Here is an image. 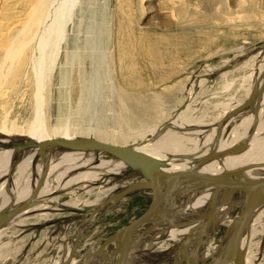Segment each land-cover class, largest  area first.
I'll return each instance as SVG.
<instances>
[{
    "label": "rangeland",
    "instance_id": "1",
    "mask_svg": "<svg viewBox=\"0 0 264 264\" xmlns=\"http://www.w3.org/2000/svg\"><path fill=\"white\" fill-rule=\"evenodd\" d=\"M64 6L60 15L64 17L62 20L66 36L61 42L54 72L45 87L46 103L45 99L42 103L37 102L38 92L34 76L27 82L19 81L15 86H0V133H3V126L7 127L5 131L9 133L26 132L22 127L26 128L33 124L38 108L41 109L46 124L49 123L50 126L60 122L69 124L71 132H78L80 128L86 129V134L98 139L100 138L97 134L99 135L103 129L127 130L128 127L118 120L120 105L116 96L120 87L131 95L143 99L144 105L147 104L144 106L145 117H142L141 121L146 125L144 123L142 126L138 125L134 137L129 138L127 143L114 142L115 144L129 146L128 144L141 141L143 136L150 134L153 129L160 128V133L167 131L166 128L170 131L175 130L173 120H178L177 123L182 121L183 125L178 129L188 134L191 131L207 130L213 127L215 118L225 110L226 103L243 102L264 62V0H77L70 3L67 1V9ZM69 14L72 18L67 20ZM76 37L81 38L77 43ZM125 49L130 54L122 59L121 53ZM83 50L86 51L81 58L83 65L81 60L70 63L67 53L71 55V52ZM97 51L99 53H96ZM101 51L104 54H100ZM94 52L96 55H93ZM90 64L93 65L95 73L93 74L95 79L90 84L95 91L85 97L75 89L72 81L78 78L79 68L86 67V70H90ZM61 68L69 74L65 81H62ZM81 103L87 105L85 106L87 114L86 110L81 108ZM252 112L249 111L247 115ZM243 117L244 115L232 123ZM200 119L203 122H200ZM260 122L264 124V117ZM165 126L166 128H162ZM80 132L78 136L90 137ZM225 133L229 134L228 130ZM51 134L46 133V137ZM234 136L228 140H235ZM251 137L252 134L249 135V139ZM193 140H197L196 137L191 139ZM17 141L19 139L15 143ZM15 143H9V146L4 148L10 149L13 146L17 149ZM236 143L238 142H232L231 145ZM36 145L27 147L35 151V157L30 165L31 171L28 168L23 169V160L20 158L22 151L17 152L16 159L20 158L19 160L8 159V168L3 166V159L0 157V185L9 178V175L5 177L1 172L4 169L10 171L12 169L10 166L15 164H18L17 174L26 169L29 170L26 174L29 177L39 155V149L34 147ZM51 148L55 151L56 146H51L48 150ZM233 148L232 152L230 149L216 155L226 153L240 155L243 152L236 147ZM71 151L58 150L55 154L49 151L44 163H48L57 155ZM210 152L214 153L212 150ZM164 153L171 158L181 156L178 152ZM185 155L187 154H183L182 157ZM88 156V161L110 160L108 157L93 154ZM256 159L258 160H254L255 163L250 161L244 166L249 168L254 165L262 168L264 158L260 161L262 158L259 155ZM102 167L100 164L94 168L81 169L83 172L91 173L102 171ZM32 174L30 179L22 177L24 180L21 181L20 189L23 187L25 190L27 186H31ZM120 175L119 173L110 176L118 178ZM21 176L23 175L20 174ZM70 177L66 176L63 180L53 173L42 193L48 195L46 197L48 200L45 203L43 200L37 202L47 206L50 204V207L29 211L22 216L18 224L8 225L0 231V264H64L63 260L69 249L79 262L88 255L91 248L97 249L107 237L143 213L151 201V198L129 193L102 210L89 225L78 232L82 215H75L74 212L83 210L79 211L81 213L85 212L84 209L91 210L103 205L117 190H112V187L102 189L101 183L93 179H75L69 183ZM10 180L13 184V180ZM15 191L11 183L5 187V194L0 191V206L4 203V195L6 200L7 195L12 197L11 194ZM9 207L8 205L7 208ZM242 208L243 204L237 205L229 215H238ZM262 208L263 210L260 209V212L256 213L254 225L246 237L245 243L248 245L246 264H264V205ZM45 212H48L49 216L39 219ZM232 223V220H228L218 225L208 242L221 240ZM248 226H251L250 223ZM148 230L149 228L143 229L141 235H146ZM159 236L161 234L155 232L146 240L138 241L135 251L138 261L130 264H150L152 261L150 257L154 255L161 257L163 264H175L176 258L168 256L170 247H167L166 243L170 237ZM205 249L206 244L202 251ZM149 250L150 253L146 254ZM212 251L214 249L210 252ZM143 252L146 258L142 257ZM139 256L144 259H139ZM206 262L208 260L202 264Z\"/></svg>",
    "mask_w": 264,
    "mask_h": 264
},
{
    "label": "bare ground",
    "instance_id": "2",
    "mask_svg": "<svg viewBox=\"0 0 264 264\" xmlns=\"http://www.w3.org/2000/svg\"><path fill=\"white\" fill-rule=\"evenodd\" d=\"M67 1H69L70 3V1L76 2L77 0H0V86H3V85L15 86L19 81L27 82L31 76H34L35 81H36L37 92H38L37 102L42 103L45 99V103H46L47 94L45 95V92H46L45 87L47 86L49 82L52 72H54V68L56 66L55 64L57 63L56 60L60 55L61 42L63 41V39H65L64 36H66L65 35V32H66L65 24H64V20H62V18L64 17H61L60 14L62 13L61 8L64 5H65L64 6L65 9H67L66 8L68 6V5L66 6ZM71 4L73 5V3ZM74 7H72V11ZM70 16L71 15L69 14V19H67L66 18L68 17L67 15L65 17V21L66 19L70 20L72 18V17L70 18ZM79 39L81 38L76 37V43L79 41ZM81 43L82 42H80V44ZM67 46H68V43H66V47ZM88 49L90 48L88 47ZM98 51L96 53H99ZM102 51L106 52L105 50H102ZM102 51L100 52V54L102 53ZM84 52L86 51L83 50V52L82 51L71 52L72 53L71 55L70 53H67V57H69L71 60L70 63H73L75 60H81V58L85 54ZM87 54L89 55V52ZM129 54H130L129 51L125 49L121 53V58L125 59ZM93 55H96L95 52ZM98 55L99 54H97V56ZM99 56H102V55H99ZM104 57L106 58V55H104ZM82 63L83 62L81 60V64ZM85 68H79L78 78L73 79L72 83L76 87L75 89L80 91L81 93L80 95L87 97V94L90 96L94 90L93 85L90 83L94 81L95 75L93 74L95 73H94L93 65H91L90 70H86ZM263 71H264V62L261 65V68L258 74L253 80L251 90L249 91V93L247 94L243 102L242 103H231V102L229 103L228 102L229 106L227 105L228 103H226L227 107H224L225 110L221 112L217 118H215V120L213 121L212 128L207 129V130H198L197 132L191 131L188 134L178 129V127H180L181 129V125H183L182 121L180 123H177L178 120H173L172 123H174L173 127L176 128L175 130L173 129L170 131L165 126L162 128H166L167 131H164V133H160L159 132L160 128L153 129L150 134L143 136L141 141L133 143V144H128V145L149 155L150 157L154 159L155 165L158 168H161L167 171H178L180 169L191 168L194 165H196V161L198 159H200L202 156L209 153L211 150L214 153H216V152H222V151H229L231 149V152H232V150L234 149L233 147H236L238 150H243V152L240 153V155L239 154L234 155L231 153L218 154L216 156H213L207 159L204 163H202V165H200L197 168V170L199 172L206 173V174H225L232 179L251 180V179L264 178V164L262 168L261 166L255 167L254 165L251 166L252 168L251 167L247 168L246 166H244L248 162L250 163V161L251 163L252 162L255 163L254 160L257 161L258 159L256 158H258L259 155H260V158H262L260 159V161L261 160L263 161V158H264V155H263L264 154V133H263L264 124L260 122V119L264 117V77L263 78L261 77V74ZM60 74L62 77V81H65L66 78L69 76V74L68 73L66 74V72L62 68L60 70ZM19 84L21 85V83ZM101 90H102V87H101ZM116 98L120 105L118 120L122 125L128 127V129L122 130L123 129L122 128L121 131H119L120 129L116 131H106L103 129L100 131L99 135L97 134V136H99L100 140L103 139L102 141H106V142H111V143L112 142L113 143L114 142H126L127 143L129 141V138L134 137L133 135L136 132V130H138L136 129L138 128V125H141V126L143 125L142 123L144 122H141V121H142V117H145L146 113L144 111V106H146L147 104L144 105L143 99H141L140 97L131 95L130 92H128L127 90L121 87L117 92ZM84 102L86 101L84 100ZM38 103H37V108L39 106ZM80 105L82 106L81 108H84L83 110H86L85 114H87V109L85 108V106L87 105H85V103H81ZM251 110L253 111L252 114L247 115V113ZM243 115L244 117L242 119H240L239 121H236L235 123H232ZM200 122H203V121H201L200 119ZM144 125L146 124L144 123ZM14 128L18 129L20 127L18 128L14 127ZM70 128L71 127L69 126V124H64L62 122L54 126H50L49 123L46 124V119L42 115L40 108H38L37 116L33 124H31L29 127H26V128L22 127V129L26 130V132H21L19 134L9 133L5 131L7 127L3 126L2 128L3 133H0V144L2 143H6L8 145L9 143L13 144L15 143L16 140L19 139V141L15 143L16 146L18 145V143H21L22 145H24V143L25 145H29V143H31L34 145L38 144L34 147L35 149H39V152H38L39 155L37 157V162L34 163V169L32 172L33 174L30 173V175L32 174L31 176L32 184L31 186H27L25 190L23 187H21L20 189V174L23 175L22 177H25V178L28 177L26 176V174L30 170V165L32 164V161L35 157V151H32L29 148H25L22 150L21 152L22 154L20 153L21 154L20 158L22 157V160H23V164H22L23 169L28 168L29 170L26 171L25 169L24 171H21L18 174L15 173L14 179H15L16 184L14 188L16 189V191L14 194H11L12 197H9L7 195L6 200H5V195H4V203H3L4 208H6L9 205L10 207L7 209H10L11 207H14L15 205L29 199L32 193L34 192L37 183L45 175L46 179L44 180V186L42 188V192H43V190L46 187L47 180L49 181L53 173L56 174L57 176L62 177L63 180L65 179L66 176H71L69 183L75 181V179L96 180L99 183H101L102 189L106 190L107 188L112 187L113 188L112 190L114 191L117 190L115 193L110 195V197H112L113 195H116L119 191H121L128 184L132 183L133 181L137 179H140V176L138 175L137 171L132 172L122 178H119V177L115 178V177L110 176L111 174L117 175L119 173L122 174V173L127 172L129 170V166L123 160L113 155H110L104 151H90V150L73 151V149H69V148H66L60 145H53V146H56L55 151L52 148L51 150H48L49 147L46 144L49 140H52L58 137H65V138L88 137V136H78L77 134L81 130L82 131L80 133H82V135L83 134L89 135V134H86V131H87L86 129L80 128V130L78 129L79 131L77 130L78 132L76 131L71 132L72 129L70 130ZM227 130L229 134L225 133L227 132ZM46 133H52V134L51 136L46 137ZM251 134H252V137L249 139V135ZM12 135H16V137L15 136L13 137ZM233 135H235L234 136L235 140H231V141L228 140V138ZM19 136L21 137L19 138ZM22 137H25V138H22ZM90 137H93V136H90ZM193 137H196L197 140L191 141ZM232 142H238V143L232 146L231 145ZM64 149L72 150V151L66 152L61 155L56 154L57 157L51 158L48 163H44L49 151L51 152V154L52 153L55 154V152H57L58 150L62 151ZM165 151H168V152L171 151L173 153L178 152L179 154H181V156L178 158H171L170 156H167L164 153ZM17 152H19V150L14 149L13 146L10 149H1L0 157L3 159V166L7 168L9 167L8 159H10V161L19 160L20 158L16 159L17 154H18ZM235 152H237V150ZM222 153H225V152H222ZM88 154H93L94 156H98V157L100 156L104 158L108 157L110 160L99 161V162L93 161V160L88 161V158H89ZM183 154H187V155H185V157H182ZM100 164H102L103 166L102 171H95V172L89 173V172H83L82 170L83 167H87L86 169H89L91 167L92 168L97 167ZM10 167L12 168V169L10 168L11 169L10 171H8L9 169L8 170L4 169L3 171L1 170L2 171L1 174L3 173V176L6 177L7 175H9L10 177V175L14 171L18 170V164L17 165L15 164V166H10ZM30 175L28 177L29 179H30ZM192 183L194 182L179 181L177 182L175 187L176 189L178 188L187 189V187H189V185H192ZM162 186L164 187V189H166L167 187L165 183L163 182H162ZM5 187L2 184L0 185V191L1 192L3 191L2 193L4 194H5ZM212 189L213 187L211 185L205 184L200 188H197L189 192H185L183 195L178 196V198H176V200L173 202L174 208L167 214V216L156 217L142 224L134 232L131 252H130L129 259H128V264L138 261L137 259L132 260L131 254L134 251H136L137 242L141 240L142 241L146 240L147 238H149L150 234L156 232L158 234H161V236H159L160 238V237H170L173 234V232L178 229H181V230L187 229V232H188V228L174 227L173 223L186 222V221L195 222L198 220L200 216L204 215L207 212V206L209 205L211 201L213 202V205L216 206V204L220 201V199L225 193L222 192L218 194L216 196V199L214 200L212 198ZM132 193H142V194L146 193L152 196V192L150 189H138V190L133 191ZM106 194L108 195L109 193L106 192ZM40 196L43 199V203H45V201L48 200V198H46L48 195H43L41 193ZM170 198H171V193L167 196L166 200L164 201L162 205H167L171 201ZM243 198H244V192H237L233 196L232 200L241 201ZM43 203L41 202L40 205H42ZM181 204L183 205L181 206ZM96 205L97 204H95V206ZM262 205H264V191L260 195L259 205L256 208L250 220L251 222H249L251 226H247L246 231L244 232V235L242 237V243H241L242 264H246L245 260L247 262L246 246L248 245H246L245 243L247 242L246 241L247 234L249 233V231L254 225L255 216L260 212L259 211L260 209L263 210ZM39 206H37L34 210L38 209ZM188 209L192 212L191 214L190 213L189 215L182 214V212ZM1 210L2 209H0V211ZM79 211H83V210H77V212H74L75 215H80ZM84 211L85 213H83L82 215H87V212H89L90 210L84 209ZM25 213L27 212H24L14 217L12 220H10L7 223V226L18 224V222L22 219V216ZM236 217L237 215L231 216L228 213H223L218 216L215 222L216 224H214L208 230L206 234V237H205L206 249L200 252V255L196 261V264H200V259L202 258V255H203V260H205V258L211 253L209 252L207 254V251L215 248L217 242L213 241L209 243L208 240H209V237H211L214 234L216 225L219 224L220 222H225L227 220L233 221L234 219H236ZM200 223L201 221L196 222L193 225H198ZM145 228H149L148 232L146 233V235H141V231ZM232 228L229 232V235L232 232ZM81 231L82 229L78 230V232H81ZM184 231L182 230V232L181 231L178 232L179 235L184 236L181 242V247L184 244L185 237L187 234V232L185 234ZM196 231L197 229H194V233ZM210 232H211V235H209ZM166 235H169V236H166ZM229 235L226 238V240L223 242L221 249H223L226 246ZM195 244H196V241H194V246ZM166 245L168 246V243H166ZM98 248L97 249L91 248L88 255H86L83 259L81 258L82 260L79 262L76 261L77 258H74V255L70 253V249H69L67 251L66 257L63 260V263L65 264L66 262V264H76L77 262V264H114L116 262L117 257H118V249L116 247L115 241L111 240L100 251L98 250ZM176 253L178 256L176 257V261H178L180 259V250H178ZM171 254L172 253H170V255ZM160 258L156 259L157 261L155 263L154 261H151L150 264H163L164 261L161 260Z\"/></svg>",
    "mask_w": 264,
    "mask_h": 264
},
{
    "label": "water",
    "instance_id": "3",
    "mask_svg": "<svg viewBox=\"0 0 264 264\" xmlns=\"http://www.w3.org/2000/svg\"><path fill=\"white\" fill-rule=\"evenodd\" d=\"M264 77V71L261 74ZM34 141V140H32ZM30 145L18 144L17 149L22 151ZM48 147L53 145H60L73 150H90V151H104L123 160L128 166L129 170L122 173L119 178L125 177L132 172H138L140 179L133 181L105 201L103 205L93 208L87 215H82V221L78 225V230L84 229L87 224L92 222L96 216L105 210L110 204L132 193L138 189H150L152 192L151 201L147 208L132 222L125 225L118 230L115 234L107 237L100 245V251L111 240L115 241L118 249V257L114 264H128V259L131 252L132 240L134 232L145 222L150 221L156 217H165L174 208V201L178 196L183 195L185 192L195 190L205 184L213 187L212 198L215 200L216 196L222 192L225 194L220 201L213 205L211 201L207 206V212L200 216L197 221H186L173 223L174 227H186L188 232L185 237L184 244L180 248V259L175 264H196V261L205 245V237L208 230L215 224L216 219L223 213H228L237 205L243 204L242 211L237 215L232 225L228 228L227 233L221 240L217 241L214 251L209 254L204 264H242V237L246 228L259 205L261 193L264 191V178L260 179H232L225 174H206L199 172L197 168L202 165L207 159L216 156V153L209 152L196 161V165L191 168L180 169L178 171H167L158 168L155 161L149 155L141 152L140 150L126 145L115 144L111 142L102 141L95 137H75L65 138L58 137L49 140L46 144ZM9 146L6 143L0 144V149ZM46 176L37 183L36 188L29 199L11 207L10 209L4 208L0 211V231L3 230L7 223L14 217L24 212L34 210L43 200L40 196L44 186ZM179 181L194 182L189 185L187 189L178 188L176 184ZM162 182L167 186L166 189L162 186ZM237 192H244V198L241 201L232 200ZM171 193V201L167 205H162L167 196ZM201 221L198 225H193ZM233 227V228H232ZM232 228V232H229ZM194 229L197 231L194 233ZM226 246L221 249L223 242L228 237ZM210 238V237H209ZM194 241L196 244L194 246Z\"/></svg>",
    "mask_w": 264,
    "mask_h": 264
},
{
    "label": "crops",
    "instance_id": "4",
    "mask_svg": "<svg viewBox=\"0 0 264 264\" xmlns=\"http://www.w3.org/2000/svg\"><path fill=\"white\" fill-rule=\"evenodd\" d=\"M17 171V170H16ZM16 171H14L11 175H10V177L9 178H6L5 179V181L3 182V186L5 187L6 186V184L8 185L9 183H11V185H13L14 187H15V185L14 184H16V182H15V179H14V175H15V173H16ZM22 177V176H21ZM20 177V184H22L21 183V181H23L24 179H25V177H23V178H21ZM10 179H12L13 180V184H12V181L10 180ZM7 187V186H6ZM43 193V192H42ZM134 194H136L137 196H139V197H142V198H151V196L150 195H146V194H141V193H134ZM171 199V198H170ZM183 204H181V206H182ZM181 206H180V208H181ZM48 207H50V204H49V206H47V205H42V206H39V208L38 209H44V208H48ZM4 208V206H3V204L0 206V209H3ZM189 213L191 214L192 212L188 209V210H185L184 212H182V214H188L189 215ZM180 215V214H179ZM49 216V214H48V212H45L44 213V215H41L40 217H39V219H42V218H47ZM22 220V219H21ZM228 221V220H227ZM226 222V221H225ZM222 223H224V222H220L219 224H217L216 225V228H217V226L218 225H220V224H222ZM216 224V223H215ZM26 225V224H25ZM182 230H184V229H182ZM182 230L181 229H178V230H176V231H174L173 232V234L170 236V238L168 239V246L170 247V251H169V255L168 256H170V258H172V257H178L177 256V251L178 250H180V247H181V242H182V239H183V237L184 236H181V235H179V233L178 232H182ZM215 231H216V229H215ZM185 232V234H186V232H187V229H186V231H184ZM184 234V235H185ZM183 235V234H182ZM209 235H211V232H210V234ZM176 239H178V240H176ZM179 243V244H178ZM165 244V243H164ZM167 246V247H168ZM157 248H158V246H157ZM150 251L151 250H149V252L147 251L146 252V254L147 253H150ZM157 251H159V249L157 250ZM211 250H209V251H207V254L210 252ZM135 252V251H134ZM132 253L131 254V257H132V260H134L135 258L138 260V255L136 254V252L135 253ZM170 253H172L171 255H170ZM142 255V257H144V258H146V256L144 255V252H143V254H141ZM143 258V259H144ZM139 259H142V258H140V256H139ZM142 259V260H143ZM150 259L152 260V261H154V263L157 261L156 259H158V257L157 256H153V257H150ZM204 260H203V255H202V258L200 259V263L202 264V262H203Z\"/></svg>",
    "mask_w": 264,
    "mask_h": 264
}]
</instances>
